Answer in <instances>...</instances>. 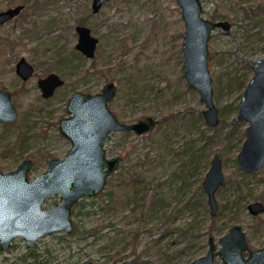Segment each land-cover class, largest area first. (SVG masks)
Wrapping results in <instances>:
<instances>
[{
	"label": "rangeland",
	"instance_id": "rangeland-1",
	"mask_svg": "<svg viewBox=\"0 0 264 264\" xmlns=\"http://www.w3.org/2000/svg\"><path fill=\"white\" fill-rule=\"evenodd\" d=\"M201 1L206 17L232 23L228 30L214 29L209 40L214 100L220 111L215 126L203 113V119L199 117L206 105L199 92L181 78L185 23L177 0H107L98 12H93L92 0H0V10L25 3L19 15L0 25V41L6 44L0 46L4 48L0 50V87L12 92L20 113L14 122L0 119L1 171L13 169L29 156L35 160L32 178L46 170L49 158L69 151L71 141L60 132L59 119L68 114V98L75 89L96 92L107 80H115L118 90L111 107L125 121L147 114H179L170 118L168 126L148 133L113 131L105 143L107 154L120 153L123 159L95 204L86 203L81 206L83 213H73L79 228L45 235L30 248L23 237H16L10 248H0V264H37L40 260L73 264L88 258L94 264H110L118 253L122 260L137 258L139 264L141 260L186 264L207 251L210 234L220 245L219 237L234 223L244 226L251 246L264 244V212L254 215L248 209L249 202L264 201V166L258 173L243 169L237 154L244 138L238 133L227 135L245 89L239 81L253 74L248 59L264 55V0ZM78 23L91 26L100 38L94 58L83 56L75 46ZM22 55L36 68L27 80L16 72ZM121 62L132 64L127 72L138 74V82L127 80L126 72L119 71ZM52 70L62 74L66 83L44 98L37 79ZM240 124L236 132L248 122ZM219 151L225 153V181L217 191L219 207L213 215L203 179L213 154ZM125 171L142 172L145 181L126 189L133 191L130 200L111 207L104 202V192L111 186L110 177L117 184ZM156 194L162 197L157 205L148 213L144 210L145 215L139 212L141 204L148 205ZM61 200L60 194H52L44 204L49 207ZM170 222L172 232L163 234L160 241H149L160 234L151 236L152 232ZM93 226L99 231H89ZM216 262L224 264L220 256Z\"/></svg>",
	"mask_w": 264,
	"mask_h": 264
},
{
	"label": "water",
	"instance_id": "water-1",
	"mask_svg": "<svg viewBox=\"0 0 264 264\" xmlns=\"http://www.w3.org/2000/svg\"><path fill=\"white\" fill-rule=\"evenodd\" d=\"M106 1L92 0V9L97 12ZM177 2L181 5L185 23L181 45L184 77L205 103L202 113L206 121L215 126L220 122V112L214 100L209 40L214 29L222 27L228 30L232 23L227 19L213 20L206 17L201 0ZM23 7L24 4L19 3L1 9L0 24L18 15ZM76 30V48L86 56L93 57L99 38L86 24H78ZM248 62L253 68V74L245 85L232 122H248L247 135L238 153V161L242 168L256 173L264 163V55L249 58ZM16 71L23 79H27L34 73V65L22 56L16 63ZM64 82L65 79L56 71L38 78L44 97L51 96L56 87ZM117 89V82L108 80L99 91L77 89L72 92L66 107L68 114L59 119L60 132L70 139L71 148L64 156L49 158L46 170L31 178L30 172L34 166L32 157L23 158L13 169L0 170V248L8 249L16 237H23L25 245L30 248L50 233H71L74 229V204L84 196H96L103 191L108 177L123 159L120 153L112 156L107 154L105 143L111 138V133L129 130L144 134L163 121V116L153 114L133 121L121 120L110 106ZM18 116L10 90L0 88V119L14 121ZM224 179L222 158L219 153H215L203 181L212 214L217 212L216 190ZM52 194H60L62 200L46 207V198ZM249 208L257 213L264 209V203L254 201L249 204ZM219 243L210 234L207 251L186 264H217V256L221 257L224 264H264V245L251 247L239 223L233 224L221 235ZM73 264H94V261L88 258ZM110 264L139 262L137 258L130 257Z\"/></svg>",
	"mask_w": 264,
	"mask_h": 264
},
{
	"label": "trees",
	"instance_id": "trees-1",
	"mask_svg": "<svg viewBox=\"0 0 264 264\" xmlns=\"http://www.w3.org/2000/svg\"><path fill=\"white\" fill-rule=\"evenodd\" d=\"M0 46H2V44H0ZM212 56H213V53H211L210 54V57L212 58ZM179 58H180V60L182 61L183 59H182V54L180 53V55H179ZM93 66L94 67H96L97 66V64H96V62L94 61L93 63ZM132 68V64H127L126 62H121V64H120V69H119V71L120 72H126L125 74H127L128 76H127V80H130V79H132V80H135V81H139V78H138V74H133V71L132 70H130V71H128L127 72V70L128 69H131ZM140 71V70H139ZM138 71V72H139ZM104 73V72H103ZM102 73V74H103ZM181 78H184V71H183V68H182V73H181ZM247 81H248V79H247V76L245 77V78H243V79H241L240 81H239V84H241V85H246L247 84ZM188 87L190 88V89H193L190 85H188ZM137 91L139 92V90L137 89ZM134 92H136V91H134ZM132 94H133V91H132ZM114 102V101H113ZM118 102V100L116 99V101H115V103H117ZM222 112H224V109L223 108H221L220 109ZM199 117L201 118V119H203V115H202V111L201 112H199ZM143 117V116H142ZM163 121L160 123V124H158L154 129L155 130H158V129H160L161 127H163V125L164 124H167L166 126H168L170 123H172V120L170 119V118H173V117H176V118H178L179 117V114H177V112H171V113H168V114H165V115H163ZM239 126H240V124H236V125H233L231 128H230V130H228V132H227V135L229 136L230 134H240V136H241V138L244 136V134H245V130L244 129H242L241 131H239V132H236L237 130H238V128H239ZM165 130H166V127H165ZM201 148H202V150L203 151H205V149H206V145L204 144V145H202L201 146ZM220 152V154H225L224 153V151H219ZM193 156V153L192 152H190L189 153V156ZM144 171V170H143ZM147 171V170H146ZM136 172H138V171H135V172H132V171H128V172H122V174H121V178H120V181L117 183V184H115L113 181H112V179H113V176H111L110 177V180H109V183L111 184V186L107 189V190H105V192H104V202L108 205V204H110L111 205V207H117L118 205H119V203H121V201L122 202H124V199H128V200H130L129 198H130V194H129V192H131L132 190H129V192H127L126 191V189L127 188H130V186H132V187H134L136 184H137V182H139L140 180L141 181H145V176H144V173H140V174H138L137 175V173ZM116 185V186H115ZM117 187V188H116ZM123 189L125 190V192L123 191ZM137 190H139V189H137ZM136 190V191H137ZM149 189L147 188L146 190H145V194L147 193V191H148ZM135 191V192H136ZM133 192V191H132ZM144 194V193H143ZM143 196H145V195H143ZM142 196V197H143ZM145 198V197H144ZM143 198V199H144ZM162 199V197L161 196H159V194H156L155 196H153V198H152V200H151V202L147 205L146 203H143V204H141V208H140V210H139V212H143L144 213V215H145V211L144 210H146V213H148L150 210H151V208L152 207H154V206H156L157 205V203L159 202V200H161ZM96 200V196L95 197H92V198H88V197H83V198H81L76 204H75V206H74V208H73V210H72V212L73 213H75V214H81V213H83L81 210H82V208H81V206H83V207H85L86 206V203L88 204V203H90V204H95V201ZM121 200V201H120ZM141 200V199H140ZM103 207V206H102ZM136 209V207L134 206L133 207V211ZM87 212H89V211H87ZM172 222H170L169 224H167L164 228H162V230H159V228H161L162 226H159V228H158V230H156V232H152L150 235L152 236V235H155L156 233H159L160 232V234H158L157 236H153L149 241L150 242H152V240H156V241H160V239L162 238V236H163V234H166V233H168V232H172L173 230H174V228L171 226L172 224H171ZM109 224H113V222H110ZM75 228L76 229H78L79 228V226H78V223H75ZM89 231H99V228H97L96 226H93L91 229H89ZM154 231V230H153ZM158 231V232H157ZM156 241H154V242H156ZM182 249H185V247H183ZM190 254H192V255H194V253L193 252H190ZM125 255V254H124ZM193 257H191L190 258V260L192 259ZM123 259V255L121 254V253H118V255L117 256H115V258H114V262H118L119 260H122ZM147 261V260H146ZM50 262L49 261H43V260H40L37 264H49ZM141 264H145V260H141V262H140ZM95 264H102L101 262H97V263H95Z\"/></svg>",
	"mask_w": 264,
	"mask_h": 264
},
{
	"label": "flooded vegetation",
	"instance_id": "flooded-vegetation-1",
	"mask_svg": "<svg viewBox=\"0 0 264 264\" xmlns=\"http://www.w3.org/2000/svg\"><path fill=\"white\" fill-rule=\"evenodd\" d=\"M201 2H202V1H201ZM19 3H23V2H19ZM19 3H16V4H14V5H10V6H15V5L19 4ZM23 4H24V7H25V3H23ZM91 4H92V2H91ZM202 5H203V4H202ZM10 6H7V7H10ZM7 7H6V8H7ZM24 7H23V8H24ZM23 8H22V10H23ZM3 9H4V8H3ZM100 9H101V8H100ZM100 9H99V10H100ZM22 10H21V11H22ZM92 10H93V9H92ZM99 10H98V11H99ZM21 11H20V13H21ZM98 11H97V12H98ZM93 12H95V11L93 10ZM20 13H19V14H20ZM19 14H18V15H19ZM16 16H17V15H16ZM16 16H15V17H16ZM13 18H14V17H13ZM10 20H11V19H10ZM213 20H216V19H213ZM227 20H228V19H227ZM4 23H5V22H4ZM4 23H2V24H4ZM2 24H0V25H2ZM78 24H83V23H78ZM78 24H77V25H78ZM77 25H76V26H77ZM86 25H87V24H86ZM76 26H75V29H76ZM88 26H89V25H88ZM90 27H91V26H90ZM91 29H92V28H91ZM76 31H77V30H76ZM92 32H93V31H92ZM77 34H78V32H77ZM93 34H94V33H93ZM95 35H96V34H95ZM96 36H97V35H96ZM97 37L99 38V36H97ZM77 41H78V39H77ZM99 41H100V38H99L98 43H97V47H96V51H95V55H96V52H97V48H98ZM76 43H77V42H76ZM0 44H2L3 47H6V46H5L6 44H5L4 42H1V41H0ZM75 46H76V44H75ZM0 50H1V51H4V48H3V49H0ZM77 50H78V49H77ZM78 51H79L83 56L88 57V56H86L84 53H82L80 50H78ZM95 55H94L93 57H89V58H94ZM22 56H25V55H22ZM22 56H20V58H21ZM25 57H26V56H25ZM209 57H210V55H209ZM20 58H19V59H20ZM26 58H27V57H26ZM19 59H18V60H19ZM27 59H28V58H27ZM18 60H17V61H18ZM17 61H16V63H17ZM28 61H30V60H28ZM30 62H31V61H30ZM31 63L34 65L33 62H31ZM249 64H250V63H249ZM35 70H36V68H35V65H34V73H35ZM52 71H55V70H52ZM52 71H50V72H52ZM16 72H17V71H16ZM56 72H57V71H56ZM34 73H33V74H34ZM48 73H49V72H48ZM48 73H47V74H48ZM58 73H59V72H58ZM17 74L22 78V76H21L19 73H17ZM33 74H32L31 76H33ZM59 74H60V73H59ZM45 75H46V74H45ZM45 75H43V76H45ZM60 75L65 79V82H64V84H65V83H66V78H65L62 74H60ZM31 76H30V77H31ZM30 77H29V78H30ZM29 78H27V79H29ZM22 79H23V78H22ZM27 79H23V80H27ZM111 80H112V79H111ZM107 81H108V80H107ZM247 82H248V81H247ZM37 84H38V79H37ZM64 84H62V85L56 87L55 92L57 91V89H58L59 87L63 86ZM117 85H118V84H117ZM38 86H39V85H38ZM0 88H2V87H0ZM39 88H40V87H39ZM4 89H6V88H4ZM8 90H9V89H8ZM40 90H41V89H40ZM75 90H77V89H75ZM75 90H73V91H75ZM79 90H81V89H79ZM117 90H118V89H117ZM73 91H72V92H73ZM82 91H84V90H82ZM10 92H11V91H10ZM55 92H54L51 96H53V95L55 94ZM87 92H90V91H87ZM11 94H12V92H11ZM71 94H72V93H71ZM71 94H70V96H71ZM116 94H117V93H116ZM41 95H42V92H41ZM42 96H43V95H42ZM51 96H49V97H51ZM70 96H69V98H70ZM43 97H44V96H43ZM49 97H44V98H49ZM115 97H116V96H115ZM115 97L113 98V100L115 99ZM69 98H68V100H69ZM12 99H13V94H12ZM113 100H112V101H113ZM13 101H14V100H13ZM112 101H111V102H112ZM111 102H110V106H111ZM14 103H15V102H14ZM67 103H68V102H67ZM15 105H16V104H15ZM238 105H239V104H238ZM16 106H17V105H16ZM66 107H67V106H66ZM111 108H112V107H111ZM17 109H18V112H19V108H18V107H17ZM66 109H67V108H66ZM237 110H238V108H237ZM219 112H220V111H219ZM67 113H68V111H67ZM19 115H20V113H19ZM66 115H67V114H66ZM18 118H19V116H18ZM18 118H17V119H18ZM17 119H16V120H17ZM16 120H14V121H16ZM14 121H5V122H14ZM231 122H232V119H231ZM232 123H233V122H232ZM236 123H237V124H240L241 121H238V122H236ZM236 123H233V125H236ZM240 125H241V124H240ZM247 125H248V124H247ZM244 130H245V134H244V136H243L242 138H244V140H245L246 135H247V133H246L247 127H246ZM151 131H152V130H151ZM147 133H148V132H147ZM111 134H112V133H111ZM244 140H243V142H244ZM243 142H242V144H243ZM241 147H242V145H241ZM240 149H241V148H240ZM239 151H240V150H239ZM215 153H219V152H215ZM215 153H214V154H215ZM238 153H239V152H238ZM214 154H213V155H214ZM219 155H220L221 158H222V169H223V157H222V156L225 155V154L221 155V154L219 153ZM28 157H29V156H28ZM212 157H213V156H212ZM32 158H33V157H32ZM33 160H34V158H33ZM237 160H238V154H237ZM211 161H212V159H211ZM238 163H239V161H238ZM34 164H35V160H34ZM239 164H240V163H239ZM210 165H211V163H210ZM16 166H17V165H16ZM263 166H264V163H263V165L261 166V168H262ZM261 168H260V170H261ZM243 169H244V168H243ZM260 170H259V171H260ZM246 171H247V170H246ZM251 173H252V172H251ZM256 173H258V172H256ZM206 174H207V173H206ZM205 176H206V175H205ZM224 176H225V174H224ZM204 178H205V177H204ZM107 181H108V180H107ZM203 181H204V179H203ZM224 181H225V179H224ZM223 183H224V182H223ZM223 183H222V184H223ZM222 184H221V185H222ZM106 185H107V184H106ZM221 185H220V186H221ZM203 186H204V184H203ZM220 186H219V187H220ZM204 189H205V188H204ZM218 189H219V188H218ZM218 189L216 190V194H217ZM205 191H206V190H205ZM207 194H208V193H207ZM97 195H98V194H97ZM97 195H96V196H97ZM84 197L92 198V197H95V196H92V197L84 196ZM82 198H83V197H82ZM216 198H217V195H216ZM79 200H80V199H79ZM79 200H78V201H79ZM78 201H77V202H78ZM217 201H218V199H217ZM254 201H262V202L264 203V201L261 200V199L253 200V201H251V202H254ZM77 202H76V203H77ZM208 202H209V199H208ZM251 202H249V204H250ZM76 203H75V204H76ZM75 204H74V205H75ZM209 204H210V203H209ZM249 204H248V209H249V211H250L252 214H254V215H258V214H261L262 212H264V209H263L262 211L257 212V213L252 212V211L250 210V208H249ZM46 207H47V206H46ZM218 207H219V202H218ZM210 208H211V207H210ZM72 210H73V208H72ZM211 212H212V211H211ZM217 212H218V209H217ZM217 212H216V214H217ZM213 215H215V214H213ZM72 217H73V212H72ZM73 221H74V219H73ZM234 224H235V223H234ZM239 224H241V223H239ZM232 225H233V224H232ZM232 225H231V226H232ZM241 225H242V224H241ZM231 226H230V227H231ZM242 226H243V225H242ZM230 227H229V228H230ZM74 228H75V222H74ZM243 228H244V226H243ZM73 230H74V229H73ZM228 230H229V229H228ZM228 230H227V231H228ZM244 230H245V228H244ZM227 231H226V232H227ZM72 232H73V231H72ZM245 232H246V234H247V231H246V230H245ZM223 234H224V233H223ZM223 234H222V235H223ZM212 235H213V234H212ZM214 237H215V236H214ZM208 238H209V236H208ZM247 238H248V241H249V244H250V240H249L248 234H247ZM14 239H15V238H14ZM14 239H13V240H14ZM215 240H216V238H215ZM218 240H219V239H218ZM216 242H217V240H216ZM12 244H13V241H12ZM12 244H11V245H12ZM217 244H218V243H217ZM263 245H264V244H263ZM263 245H261V246H263ZM250 246H251V244H250ZM261 246H256V247L251 246V247H253V248H257V247H261ZM32 247H33V246H32ZM9 248H10V247H9ZM28 248H29V247H28ZM247 254H248V252L245 251V255H247ZM216 263H217V262H216Z\"/></svg>",
	"mask_w": 264,
	"mask_h": 264
}]
</instances>
